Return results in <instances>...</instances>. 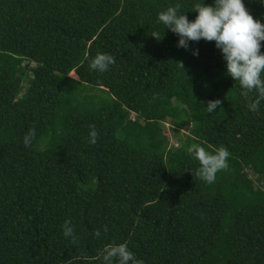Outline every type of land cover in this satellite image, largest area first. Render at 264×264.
<instances>
[{
    "label": "trees",
    "instance_id": "obj_1",
    "mask_svg": "<svg viewBox=\"0 0 264 264\" xmlns=\"http://www.w3.org/2000/svg\"><path fill=\"white\" fill-rule=\"evenodd\" d=\"M202 2L0 0V264H102L118 244L143 264H264V101L249 110L215 42L178 48L157 23ZM194 145L229 150L212 184Z\"/></svg>",
    "mask_w": 264,
    "mask_h": 264
},
{
    "label": "clouds",
    "instance_id": "obj_2",
    "mask_svg": "<svg viewBox=\"0 0 264 264\" xmlns=\"http://www.w3.org/2000/svg\"><path fill=\"white\" fill-rule=\"evenodd\" d=\"M260 2L264 3V0ZM193 10L197 15L194 20H189L185 12L180 11L179 5L170 6L158 14L157 23L178 37V48L188 50L192 42L201 40L215 42L225 61L226 74L238 82L244 97L247 99L253 91L257 94L248 103L249 110L256 112L264 101V52H261L264 23L254 19L246 9L244 0H213L210 5L203 0ZM152 36L161 39L158 33ZM192 54L198 56L199 50H193ZM114 63L112 55L101 53L89 61V68L105 73ZM219 104V100L208 101L204 108L208 113H214ZM98 135L95 126H91L89 143L96 144ZM34 137V130L24 136L25 147L31 145ZM188 151L199 165L195 175L206 183H214L217 173L228 168L230 153L225 147L208 151L203 146L194 145ZM63 235L76 243L74 229L67 221L63 225ZM95 235L99 237L100 232L97 231ZM100 256L102 264H143L126 244L106 246Z\"/></svg>",
    "mask_w": 264,
    "mask_h": 264
},
{
    "label": "rangeland",
    "instance_id": "obj_3",
    "mask_svg": "<svg viewBox=\"0 0 264 264\" xmlns=\"http://www.w3.org/2000/svg\"><path fill=\"white\" fill-rule=\"evenodd\" d=\"M70 77L76 79V76L74 75V73H72V74L70 75ZM25 86H26V84H25ZM24 89H25V88H24ZM165 128H166V131H167V132H165V133H166V135H168V137H169V142H170V144H172V145H176V142L174 141V138H173V136H172V132L169 130V125H168V124H165ZM185 132H186V131H185ZM250 175H251V173H250ZM252 177H253V176H252Z\"/></svg>",
    "mask_w": 264,
    "mask_h": 264
}]
</instances>
